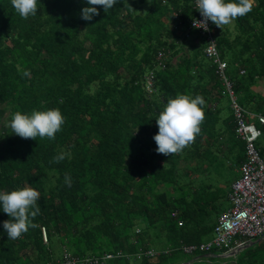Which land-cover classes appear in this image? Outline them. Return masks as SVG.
I'll use <instances>...</instances> for the list:
<instances>
[{"label":"trees","instance_id":"trees-1","mask_svg":"<svg viewBox=\"0 0 264 264\" xmlns=\"http://www.w3.org/2000/svg\"><path fill=\"white\" fill-rule=\"evenodd\" d=\"M86 6L37 0V14L22 19L0 0V191L32 187L41 209L37 228L8 239L0 208V264L180 263L183 245L214 231L229 189L216 178L245 160L230 101L222 106L229 98L191 25L193 0H117L91 21L81 19ZM234 24L216 32L218 47L239 102L264 112V0ZM178 94L201 95L204 120L193 143L165 156L155 119ZM52 108L64 117L54 140L4 127L17 111ZM253 246L228 264H264V239ZM150 249L159 252L138 256ZM217 254L185 261L224 264Z\"/></svg>","mask_w":264,"mask_h":264},{"label":"clouds","instance_id":"clouds-1","mask_svg":"<svg viewBox=\"0 0 264 264\" xmlns=\"http://www.w3.org/2000/svg\"><path fill=\"white\" fill-rule=\"evenodd\" d=\"M196 10L202 16L199 21L205 31H208V21L218 28L229 25L238 17L249 13L255 0H195ZM88 6L81 9V19L91 21L99 15L98 7L102 6L105 13L117 3V0H86ZM15 12L22 18L34 17L38 12L37 0H11ZM25 75L28 73L25 72ZM201 95L194 98L188 94H178L168 99L156 120L158 133L153 139L157 145L156 152L169 156L181 152L194 142L200 133V125L204 120L205 105ZM64 124V117L58 108L46 111L32 110L30 114L20 111L12 114L11 119L4 122V127L24 139L37 137L54 140ZM67 153L61 152L52 158V163H59L65 159ZM65 184L71 186L70 175H65ZM40 193L32 187L25 186L11 192L0 191V208L10 219L3 222V228L8 239H18L29 228H37L33 223L41 209L37 204ZM243 250V249H242Z\"/></svg>","mask_w":264,"mask_h":264},{"label":"built area","instance_id":"built-area-1","mask_svg":"<svg viewBox=\"0 0 264 264\" xmlns=\"http://www.w3.org/2000/svg\"><path fill=\"white\" fill-rule=\"evenodd\" d=\"M193 4L196 10L195 0ZM202 19L196 10L191 25L208 43L205 54L217 66L216 73L223 85L222 94L229 98L233 112L236 136L245 143V160L239 167L240 177L229 189L230 206L218 216L214 237L199 244L183 245L181 251L190 256L200 252L213 256L216 252L223 253V257H233V253L242 250L252 241L264 239V146L260 143L264 139V112L250 110L239 102L234 82L228 73L229 63L222 57L217 44L215 24L208 21L209 30L205 31L199 22ZM244 73L245 69H242L241 74ZM178 214L176 210L172 215L177 217ZM179 224L182 225L183 221H179ZM140 252L138 256L144 253L153 256L159 251L150 249ZM165 252L171 251L167 249ZM196 259L199 257L193 259V262Z\"/></svg>","mask_w":264,"mask_h":264},{"label":"rangeland","instance_id":"rangeland-1","mask_svg":"<svg viewBox=\"0 0 264 264\" xmlns=\"http://www.w3.org/2000/svg\"><path fill=\"white\" fill-rule=\"evenodd\" d=\"M228 26H229V28L232 31H234V28H235L234 21L232 23H230ZM221 30H222V28L220 29V28L216 27V32L217 33H221L222 32ZM191 40H192V38H191ZM222 106L224 107V110L225 111H228V109H229V100L227 98H224L222 100ZM260 143L264 145V139H261L260 140ZM227 165H234V163L232 161H228ZM235 170H236L235 172H231V171H227L226 170L220 176V178H216V179L217 180L219 179V181L221 182V185H224L225 187H229V189H230L231 183H233L237 178H239V168L237 167ZM193 176L197 177L198 179L203 178V175L202 174H193ZM229 189H228V193H229ZM229 206H230V202H229L228 194H227V198L223 202V205H222V207L220 209V213L223 212V211H225L226 209H228ZM214 235H215L214 232H212V234L208 235V237L205 238V240H210L211 238L214 237ZM258 243L254 244V246H256ZM156 245H157V247H159V249H162L163 248V244L162 243H159L158 240L156 241ZM250 247H252V246H250ZM248 248H246V249H248ZM246 249L241 250L236 256H238L239 254H242L244 252V250H246ZM221 254H223V253H218L217 256L219 257L218 259L220 261H223L224 262V264H228L231 261H236L237 260V257H235V256H233V257H223ZM185 255H187V254H185ZM189 256H185V257H187L186 259H188ZM186 259H184V257L182 256V261L180 263H176V262H174V263L181 264V263L186 262L185 261Z\"/></svg>","mask_w":264,"mask_h":264},{"label":"water","instance_id":"water-1","mask_svg":"<svg viewBox=\"0 0 264 264\" xmlns=\"http://www.w3.org/2000/svg\"><path fill=\"white\" fill-rule=\"evenodd\" d=\"M261 240H262V239H257V240H255V241H252L251 243H249V244H248L245 248H243V249H246V248H248V247H250V246H252V245L258 243V242H260ZM240 251H241V250H239V251L233 253L232 255H233V256H234V255H237ZM203 256H204V255H203ZM192 262H193V260H190V261H186V262L181 263V264H191Z\"/></svg>","mask_w":264,"mask_h":264},{"label":"crops","instance_id":"crops-1","mask_svg":"<svg viewBox=\"0 0 264 264\" xmlns=\"http://www.w3.org/2000/svg\"><path fill=\"white\" fill-rule=\"evenodd\" d=\"M260 87L262 88L261 90L264 91V81H261V82H260ZM261 145L264 146L263 144H261ZM240 175H241V174H240V171H239V177H240ZM231 185H232V183H231ZM230 187H231V186H230ZM228 208H229V207H228ZM221 213H222V212H221Z\"/></svg>","mask_w":264,"mask_h":264}]
</instances>
